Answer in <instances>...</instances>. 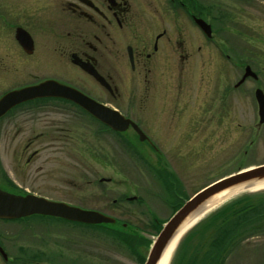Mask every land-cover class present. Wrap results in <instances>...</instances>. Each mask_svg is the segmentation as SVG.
<instances>
[{
  "label": "rangeland",
  "instance_id": "374dc122",
  "mask_svg": "<svg viewBox=\"0 0 264 264\" xmlns=\"http://www.w3.org/2000/svg\"><path fill=\"white\" fill-rule=\"evenodd\" d=\"M197 2L202 6L197 13L211 25L214 44L222 45L216 46L217 52L211 47L212 55L221 54L219 48L226 50L229 60L225 70L231 76L238 77L242 64L249 65L257 75V81L242 86V101L233 105L238 106L237 118L226 125L225 140H204L196 132L201 136L196 134L189 154L181 147L180 156L173 149L168 159H157L153 153L142 158L136 152L140 154L144 149L132 132L124 133L122 138L109 136L85 113L64 107L59 101L34 102L12 112L0 122V188L34 191L56 202L95 210L117 220L116 224L87 225L50 217L0 221V245L4 250L11 248L13 254L9 256L13 260L19 254V264H45L46 260L33 257L31 252H43L49 243L51 252L58 254L50 256L48 262L55 264H143L161 225L186 198L223 176L264 164V122L258 123L254 98L255 88L264 94V1ZM204 6H209V13H204ZM80 77L75 84L83 87L90 98L107 101L131 118L142 119L137 110L141 106L138 83L137 89L131 91L129 84L124 88L125 79H116L117 96L111 100L92 80ZM198 83L197 79H184L181 86L195 92ZM54 102L55 106L45 108ZM133 105L136 110H132ZM47 134H58L61 141L49 139ZM37 135L44 136L32 140ZM124 137L129 138L128 143L122 142ZM159 143L166 150L171 145ZM33 149L41 153L26 164V150ZM14 150L19 155L13 156ZM23 150L26 154L21 157ZM51 151L63 156L53 154L51 159L47 154ZM13 157L19 158L13 163ZM161 163L168 173H173L160 174ZM167 165L171 167L169 171ZM238 198H243V203L264 198V189H243L204 214L179 236L168 264H180L177 259L183 252L192 257L203 252L205 248L198 249L197 241L202 234L210 237L217 220L197 227ZM249 219L238 229L236 245L233 244L223 264H264V218ZM120 223L126 226L121 227ZM13 235L15 247L8 239Z\"/></svg>",
  "mask_w": 264,
  "mask_h": 264
},
{
  "label": "flooded vegetation",
  "instance_id": "af4514ba",
  "mask_svg": "<svg viewBox=\"0 0 264 264\" xmlns=\"http://www.w3.org/2000/svg\"><path fill=\"white\" fill-rule=\"evenodd\" d=\"M201 8L197 0H0V98L10 91L45 80H55L89 96L83 87L75 84L80 76H84L113 100L117 96L115 80L125 79L124 88L129 84L131 91L133 88L137 89L136 84H139L138 102H141V106L137 110L142 119L135 120L111 103L93 99L129 118L145 138L140 141L131 126L122 132L114 131L75 103L58 97L37 98L19 103L7 111L0 122L12 112L31 106L34 102L59 101L64 107L67 105L86 113L109 136L114 134L121 137L126 132H132V137L144 149L140 150V154L136 152L142 158L147 153H153L157 159H168L172 157L173 149L180 156L181 147L186 148L189 154L196 134L201 136L196 132L202 134L204 140H225L226 125L237 118L238 106L233 105L242 101V86L250 81H257V75H248L242 79L245 68L249 66L247 64L239 67L238 77L226 72L229 60L226 50L219 48L221 54L213 56L212 48L217 52L216 46L222 45L214 44L216 40L211 38L212 28L207 35L196 23V18L208 23L197 13ZM203 11L205 14L209 13V6H204ZM196 54L198 58H194ZM85 68L94 70L103 79V84ZM196 68L198 70H194ZM250 70L255 73L251 68ZM190 78L199 81L195 92L189 87L184 89L181 86L184 79ZM227 78L230 79L228 83ZM55 105L56 102L46 104L45 108ZM131 108L136 110V105ZM57 130L60 129H55L56 132ZM39 135L32 137V140L44 136ZM47 135L49 139L61 141L58 134ZM121 140L123 143L129 142L128 137ZM159 142L171 145L166 150ZM181 142L183 144L180 146ZM15 153L19 155L14 150L13 156H16ZM22 153L21 157L25 150ZM26 153V164H29L41 151L33 149L30 152L26 150ZM47 154L52 159L53 154L58 152L51 151ZM58 156L63 154L59 153ZM16 158L19 157L12 158L13 163ZM161 164L163 168L159 169V173H168L164 164ZM167 169L169 171L171 167L167 165ZM0 189L14 195L32 194L52 200L34 191ZM28 217L64 220L42 215L22 218ZM22 218L12 219L10 222ZM116 223L115 219L112 224ZM120 226L124 227L126 224L120 223ZM120 232L130 235L126 231ZM8 239L15 247V236ZM46 245L48 247L43 252L35 250L37 253L32 251L31 255L46 260L45 264H55L48 260L58 253L51 252L49 243ZM10 254H13L11 248L10 251L4 250L0 245V260L5 264H19V254H16L14 260Z\"/></svg>",
  "mask_w": 264,
  "mask_h": 264
},
{
  "label": "water",
  "instance_id": "95a60500",
  "mask_svg": "<svg viewBox=\"0 0 264 264\" xmlns=\"http://www.w3.org/2000/svg\"><path fill=\"white\" fill-rule=\"evenodd\" d=\"M199 27L210 34L211 27L201 18H196ZM99 83L103 84V79L94 71L85 68ZM248 75L256 77L249 66L245 68L242 79ZM58 97L77 104L86 112L91 114L101 123L114 131H124L131 126L142 141L145 135L129 118L124 117L120 112L105 106L82 92L61 84L55 80H45L33 86L13 90L0 98V117L3 116L15 105L37 98ZM254 97L258 108V123L264 122V94L260 88L255 89ZM264 181V164L238 170L235 173L224 176L198 192L190 198L164 222L157 235L151 243L149 252L143 264H157L163 251L172 238L182 228L183 223L195 214L209 199L224 190L247 186ZM33 214L60 217L65 220L81 222L85 224L114 223L115 219L95 210H86L76 206L68 205L64 202L48 200L44 197L27 194L25 196L14 195L0 189V219H17Z\"/></svg>",
  "mask_w": 264,
  "mask_h": 264
},
{
  "label": "trees",
  "instance_id": "16d2710c",
  "mask_svg": "<svg viewBox=\"0 0 264 264\" xmlns=\"http://www.w3.org/2000/svg\"><path fill=\"white\" fill-rule=\"evenodd\" d=\"M243 201V198H238L207 217L197 228H201L206 223L210 224L213 220L217 222L212 228L213 233H209L208 239L205 234H202L197 241V248H205L204 251L197 252L193 257L183 252L181 258L177 259L178 262L182 264V260L183 264H223L233 244L237 242L238 229L241 225L248 223L249 218L251 221L252 218H264V198L248 199L244 203ZM227 227H229L228 230Z\"/></svg>",
  "mask_w": 264,
  "mask_h": 264
},
{
  "label": "bare ground",
  "instance_id": "6f19581e",
  "mask_svg": "<svg viewBox=\"0 0 264 264\" xmlns=\"http://www.w3.org/2000/svg\"><path fill=\"white\" fill-rule=\"evenodd\" d=\"M264 189V181L255 183L250 187H237L233 190H224L223 192L215 195L211 199H209L195 214H193L191 217H189L181 226L182 228L178 231V233L172 238V240L169 242L165 250L163 251L159 261L157 264H168L171 253L174 249V246L179 238V236L182 234L183 231H185L187 228L192 226L195 222L198 221L199 218H201L204 214L221 204L227 199H230L231 197L239 194L243 189Z\"/></svg>",
  "mask_w": 264,
  "mask_h": 264
}]
</instances>
